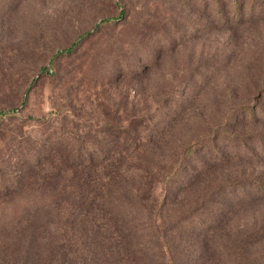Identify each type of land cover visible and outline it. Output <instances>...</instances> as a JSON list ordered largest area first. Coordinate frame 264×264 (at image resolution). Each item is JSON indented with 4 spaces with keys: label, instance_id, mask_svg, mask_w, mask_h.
Returning a JSON list of instances; mask_svg holds the SVG:
<instances>
[{
    "label": "rangeland",
    "instance_id": "rangeland-1",
    "mask_svg": "<svg viewBox=\"0 0 264 264\" xmlns=\"http://www.w3.org/2000/svg\"><path fill=\"white\" fill-rule=\"evenodd\" d=\"M100 18L109 21L93 27ZM12 107L0 118V177L11 180L0 192V264L20 262L21 235L36 237L43 262L84 263L67 214L76 203L71 171L62 149L44 150L55 139L97 144L116 129L124 145L136 142L123 156L156 166L157 196L181 146L211 138L225 159L197 153L205 165L183 173L201 171L165 215L146 218L164 231L161 218H177L219 182H264V0H0V110ZM229 135L235 150L224 147ZM220 221L208 233L210 264L213 248L248 228L263 235L250 252L264 251V195L233 203ZM164 235L188 236L176 228Z\"/></svg>",
    "mask_w": 264,
    "mask_h": 264
},
{
    "label": "trees",
    "instance_id": "trees-1",
    "mask_svg": "<svg viewBox=\"0 0 264 264\" xmlns=\"http://www.w3.org/2000/svg\"><path fill=\"white\" fill-rule=\"evenodd\" d=\"M233 1L237 6L238 0ZM121 12L120 9L118 15ZM108 21L109 19L100 18L93 27L106 24ZM73 46L74 42L60 52L67 54ZM15 110L14 107L6 111L0 110V118L3 114ZM246 110L245 112L253 113L252 107L251 111ZM119 133L115 129L112 135L110 134L116 135L114 139H109V136L97 144L75 143L64 138L55 139L44 146V150L49 153L53 149H62L61 154L65 160L63 162L71 171L69 184L76 203L68 208L67 214L73 229L76 230L77 243L73 244L87 252L83 258L84 263L76 264H210L206 259L208 257L204 259L210 246L208 233L215 226L221 225L223 212L233 203L264 195V182L255 179H245L242 184L239 180L219 182L209 189L206 197L190 202L188 208L177 218L168 217L163 220L161 218L164 231L160 228L157 230L149 228L146 226L149 223L146 218L153 212H159L157 213L159 216L165 215L174 194L183 185L187 186L190 180L194 179L195 173L201 171L195 170L187 174L183 173L185 168L205 165L203 159L196 157L197 153L205 151L208 158L222 160L226 155H223L222 151H217L214 144L210 147L207 142L212 141L211 138L197 139L201 144L196 148L192 146L197 141L182 145L178 156L160 173L161 185L157 196H154L151 169L156 166L149 163L143 165L137 163L138 161L133 163L135 157L131 153L126 152L123 156L122 150L126 146L129 149L134 148L136 142L124 145L121 139L123 134ZM229 138L232 142L229 141V145L224 147L229 150L237 149L239 143L236 142L235 136L229 135ZM213 140H216V137ZM101 141L107 143L102 144ZM115 147H119L118 150ZM10 184V177H0V192L5 194L10 192ZM138 184L141 188L137 187ZM175 228L184 230L187 238L182 242L164 240V233ZM260 230L261 228L257 227L248 228L238 239H228L223 243L222 249L219 246V251L213 248L216 255L215 264H224L219 261V256L217 257L220 254L228 256L226 260L229 261L225 264H264V251L250 252V244L263 237ZM197 236L200 238L195 239ZM19 238L23 251L18 264H53L52 256L43 262L44 252L37 245L34 235H21ZM190 248L195 250L191 253Z\"/></svg>",
    "mask_w": 264,
    "mask_h": 264
}]
</instances>
